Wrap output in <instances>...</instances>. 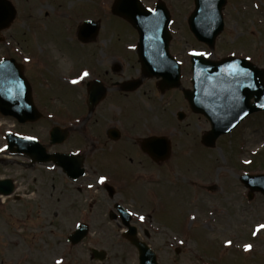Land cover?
Segmentation results:
<instances>
[{"label":"rangeland","instance_id":"obj_1","mask_svg":"<svg viewBox=\"0 0 264 264\" xmlns=\"http://www.w3.org/2000/svg\"><path fill=\"white\" fill-rule=\"evenodd\" d=\"M26 0H13V3L18 8L19 15H18V21L16 23V26L10 28L9 30L5 31L3 36L5 37L6 42L3 45H0V59L5 56H9L10 54H14L19 48L20 44H22V39L24 36V33L26 32L28 25L27 23V17L26 12L28 13V9L25 6L24 2ZM68 1V0H66ZM100 1L102 0H87V10L81 11V15H87L90 19H96L101 20L103 23V26L105 27L106 32L109 30H112L113 28L118 31H123L126 27V30L122 34L121 37L118 39V41L114 44L116 46L115 52L119 50L120 47L122 49H125L124 45L127 43L134 44L137 40L136 33L130 31L128 25L121 22L118 19L111 18L109 15L108 8H110L112 2L114 0H105L107 1V5L105 7L100 6ZM146 5L151 6L155 4V1L157 0H142ZM166 1L171 10V14H173V20L174 25L172 26V34H173V44L172 48L174 47V52L182 56L184 58L183 53H186V51L190 49H202L204 52L207 53H213V57L215 59H219L222 57H228L231 55H236L238 57H248L253 60L257 65H259L261 68L264 69V0H227V7L225 8L224 15H225V29L221 36L217 39L215 49L212 51L205 45L197 44V42L192 38L190 32L187 30V24L185 21V17H189V15L192 13L194 6L192 0H164ZM55 5V8H57V4L51 3V0H38L33 2L32 0H29V5H33L35 8L32 12H35L37 14H40L41 11L48 12L49 14H52L51 11H48L47 5ZM108 6V8H106ZM107 11V14L105 13V9ZM100 9V10H99ZM57 13H59V10H55ZM100 11L101 14H98ZM79 10L76 11L77 14H79ZM64 13L63 16H65ZM45 13H41V16L44 17ZM40 16V15H39ZM40 16V17H41ZM48 17V16H47ZM45 16V18H47ZM112 20V21H110ZM116 21V22H114ZM118 22V23H117ZM34 29V28H33ZM40 29V27H39ZM50 31L56 32L55 40L59 39V44L61 47H63V50L69 54L70 52H73V59L75 60V66L74 65H67L65 67L59 66L57 68L58 72L68 73L72 71L75 67H79L81 65L86 64L87 61H89V57L87 55L88 50H85L82 46H80V43L78 40H76L73 37V34L69 32V37L65 33L60 26V23L55 22L54 25H51ZM29 36L33 35L34 32L30 27V32L27 33ZM28 36L29 41L31 40V37ZM71 36V37H70ZM110 36L104 37L106 38L104 45L109 40ZM42 39H40L38 42L35 43V47L32 50H28V52L32 55V58L34 59L35 63L33 64V69L38 72L42 73L45 71V74L47 76H50L53 80H56L57 76H59L58 73H55L51 70H49L47 67L49 66V61L52 62V59L49 58V61L47 59L40 58L37 53L36 49L38 47H42ZM89 49V48H88ZM75 51V52H74ZM75 53L78 56L79 54L81 57L75 58ZM95 56L97 55L94 53ZM127 54V53H126ZM128 55V54H127ZM187 55V53H186ZM85 58H84V57ZM188 56V55H187ZM186 56V58H187ZM115 56L107 55V60H110L114 58ZM185 59V58H184ZM107 62V61H106ZM188 58L183 66V74L185 75L184 81L186 87H189V78H190V72H189V65L187 64ZM105 63V62H104ZM129 66H124V76L130 77V76H138L140 74L139 66L133 62L130 61ZM47 68V69H46ZM49 79L46 78V82H48ZM38 88V85H37ZM55 89L53 88V85L47 86L46 89H41L40 92L44 93L45 95L53 94ZM175 93H169L165 96V98L160 102L162 106L167 107V113L169 112V108H173L178 101L175 99ZM60 96V95H59ZM143 98V97H142ZM138 96V94H135L130 97V102L127 104L129 108L132 106L133 101L135 100V103H140L144 106V108H147L148 104H152L151 101H148L147 98H143ZM162 98L156 99L155 102H159ZM76 100V99H75ZM81 100L78 97L77 103H80ZM69 107L74 108L77 106L75 102L67 103ZM179 103H182V100L179 98ZM82 104V102H81ZM134 105V107H137L138 105ZM154 106L155 103L153 104ZM124 107L125 104H122ZM125 113V110L123 111ZM123 115V114H122ZM1 117V116H0ZM262 119L261 115H257L254 118H252L249 123H245L241 128H239L232 136L231 139H233V143L229 138H226L227 141H223L222 145L221 143L218 146V150L212 151L207 150L204 147L200 145V142L196 144L195 142V150L194 155L193 153H190V164H192V170L197 171L199 168L203 170L204 174L208 176L211 171L212 175L210 177H204L205 179H210V182L212 184H216L220 189L217 191L219 193V197H221L223 194H226L224 196H228V200H232L234 203V206L232 207L231 211H229V214L225 215L222 219L217 221V214L222 215L221 211L217 212V214L214 211V207L216 206L215 202L212 200V195L210 193H207L205 195V201L199 202L198 212L197 208H192L191 206H188L186 208V212L192 211L191 214H194V218L196 219L193 221V224L189 229L186 227L187 223L183 224V227H181L183 233L176 230L161 225L159 222H153L151 225L147 224L145 228L150 230V232H153L155 234L154 238H172L175 240H178L173 249L171 250V256L174 257V248L183 245V241H187L186 238H199L202 239V243L204 244L203 247V255L202 256V264H264V231L258 232L256 235H253L254 228L263 223L264 224V205L259 200H256L253 202V204L249 208H245L244 206H239L237 203H245L246 202V190L245 188L239 183L237 176L245 172L244 170H249L253 174H259L264 172V161L262 160L264 157V128L260 122ZM0 152L4 151V140L3 136L5 135V129L15 127V124L11 120H5L2 117L0 118ZM49 121V120H48ZM170 123V121H169ZM261 125V128L259 126ZM200 125H204V132L209 127L206 122L198 123L197 128H200ZM82 126V125H81ZM50 127V122L42 121L37 126L32 127L34 130H28L27 127H19L16 126L15 129L18 131H22L25 133H32V135H38L40 131H42L46 136V130ZM195 127V126H194ZM195 127V128H196ZM39 130V132H38ZM79 130L82 132L83 128L80 127ZM194 130V128H193ZM156 133H159V128L155 127ZM227 142V144H226ZM43 143H46V141L43 139ZM245 145V147H244ZM4 153V152H3ZM4 154L0 155V162L2 160H7L2 163H0V178L3 177H14L18 181V185L20 187L19 193H24L25 187H29L30 191L37 190L38 195H40L42 198L38 199L43 200L42 207L38 210L36 209L33 204L35 201H29V205L26 206L25 203L21 202L19 204L16 203H9L7 205V208L5 210V207L0 208V236L5 235L6 233H19L21 234L23 232V229L26 227L24 225V221L27 220V210L32 213L33 217L31 218L28 223L30 224L35 218H37V221L40 225L46 226V220H50L54 223V226L61 222L62 215L65 213V207L67 203L64 205V200L68 197H70L69 204L72 202V208H73V201L74 198H77V204L78 205V212H74L76 216H79V212H81L84 209V204L82 203L83 200V192L80 191L77 187L74 189L71 186L73 185L70 182H64L61 181V178L63 177L62 174L58 171L56 172H48L45 168L40 169L37 168L36 171H29V168L25 167L24 165H18L14 164L16 159L19 158H13V159H6L4 157ZM246 159L250 157L252 159V165L248 168H242L239 166V158ZM180 156L176 160L177 163H183L182 161H179ZM214 159V160H213ZM183 160L187 161L188 159L186 157H183ZM115 160H113L110 164H112ZM212 161V162H211ZM8 162V163H7ZM24 163V161H22ZM10 163V164H9ZM211 163L213 165V169L211 167ZM188 164V163H186ZM220 167L221 173L217 177L216 175V169ZM178 170L183 171L184 168L181 164L177 167ZM244 169V170H243ZM187 176V175H186ZM226 176H235L232 178L235 181V186H226L227 178ZM25 178V179H23ZM55 178V179H54ZM188 179H194V175L190 174L188 176ZM51 180L54 181V184L56 185V189L54 191V194L58 196L59 204L56 206V211L59 213V217L57 220L53 219V216L46 217V214L48 210L51 209V207L54 205L51 203L52 195L48 191H43L36 189L37 186L41 187H51L50 183ZM228 192V194H227ZM244 196V198H243ZM31 197V196H30ZM168 201V198H164L163 201ZM69 204H68V212H69ZM171 206L172 203L170 202ZM33 206V208H32ZM194 210V211H193ZM54 212V211H53ZM197 213H198V221H197ZM214 216L212 217V215ZM155 214V220H160V217ZM72 218V216H70ZM152 218V219H153ZM213 218V219H212ZM227 219V220H224ZM202 220L203 223H202ZM19 221L21 223H19ZM161 221V220H160ZM109 224L103 225V226H92L91 228V236L90 238H120V228L116 227L112 223L108 222ZM23 224V225H22ZM74 223L70 225V227L66 226H60L59 227V233L60 238H62L63 235L68 234L71 230L74 229L73 226ZM220 224V226H219ZM249 225V226H248ZM23 226V227H21ZM250 227V228H249ZM17 229V232L13 231V229ZM33 228V226H32ZM199 228H204L206 232V237L203 232H200ZM206 228H209L207 230ZM11 229V230H10ZM26 229V228H25ZM122 230V229H121ZM221 231V238H215L217 237V231ZM253 230V231H252ZM35 232V231H34ZM252 233V239L251 241H248L247 243H250L253 247L250 252L245 251V244L246 242L241 241L242 239L240 236L244 233ZM183 238V239H182ZM242 238H246L245 236H242ZM215 239H218V249L227 247L228 251L231 252L232 255H226L223 258L217 256L218 252H216L213 249V242ZM231 241V245H229L227 242ZM240 250L238 251L237 250ZM193 247L190 242V249L186 253L187 255H181L178 258V262L181 264H201L200 261H198V257L196 254H193ZM204 249L209 250L210 252L208 254L204 253ZM226 249V248H225ZM242 260H241V259ZM168 258L165 256L163 257V264H169ZM246 262V263H245Z\"/></svg>","mask_w":264,"mask_h":264},{"label":"flooded vegetation","instance_id":"obj_2","mask_svg":"<svg viewBox=\"0 0 264 264\" xmlns=\"http://www.w3.org/2000/svg\"><path fill=\"white\" fill-rule=\"evenodd\" d=\"M85 50H87V45ZM103 71L105 75L99 77L106 78L110 73L116 78V80H111L110 85L107 84L108 93L114 90L118 98H121L122 101L126 100L132 93L123 91V84L121 83L125 80H122L123 74H121L124 72L123 66L111 61L110 66L104 68ZM113 77L110 78L113 79ZM120 79L122 81H119ZM147 82H153V80L144 79L141 89ZM61 88L68 94H74L73 86L66 81L61 85ZM77 91L83 96L84 107L75 109L56 108V110L66 115L75 114V112L84 114L82 132L79 128H73V125L69 123H59L58 125L64 129H69L70 136L76 137L77 142L83 147L86 168V191L84 194L87 201L85 222L104 225V222L109 218L110 221L122 225V219L119 214L117 215L115 209L118 205L134 213L138 212V209H153L156 205L155 163L143 152L141 147V140L156 135L154 130L151 131L155 123L154 109L148 108L142 124L127 123L124 125L120 122L122 120V116H120L122 107L118 105V101H109L108 95L103 102L91 107L88 103L87 81ZM150 92L151 90L148 89L144 91V95ZM106 102L108 104H105ZM198 121H203L201 116L198 117ZM119 158L134 166H140V169L133 171L135 175H130L132 172H119L117 178L114 176L117 185L114 196L107 193L105 188L100 191L102 195L100 197L88 190L91 188L87 189V186L92 183L95 184L96 179L104 174L98 169L99 164ZM16 188L18 191L19 188ZM27 189L29 190V188ZM23 198L15 192L9 201L18 203ZM52 198V202L55 201L52 216L54 220H57L59 213L56 211V206L59 204V199L56 194H52ZM6 208L7 206H5V210ZM36 208L39 209L38 206ZM110 209L114 210L115 213L110 212L107 215L106 212ZM26 214L30 215V221L33 217L32 213L26 212ZM25 224L26 226L37 227L38 231L41 229L37 218L30 224L27 225V221ZM132 224L137 226L139 224L138 219L132 218ZM49 227L52 230L47 234H39V232H35V234L7 233L0 236V264H58L59 259L62 260L61 264H137L135 258L137 250L125 238H117L118 241H114L113 238H85L81 244L73 245L69 242V238H59L56 235L53 222L50 221ZM140 239L144 241V238ZM101 244H104L108 251L102 254H94L92 249L99 248ZM126 248H130V250H126Z\"/></svg>","mask_w":264,"mask_h":264},{"label":"water","instance_id":"obj_3","mask_svg":"<svg viewBox=\"0 0 264 264\" xmlns=\"http://www.w3.org/2000/svg\"><path fill=\"white\" fill-rule=\"evenodd\" d=\"M195 1L196 11L190 18L191 29L199 40L213 46L215 37L223 29V20L220 16L222 2H218L216 5L214 14H211L214 16L209 14L205 16L203 11L209 7L206 5L207 0ZM161 12L165 14L166 18L148 15L138 0H117L114 7V13L128 20L140 33V57L143 60L145 74L160 75L164 78L166 85L174 87L178 84L179 74L178 70H174L173 78H170L172 70L168 65L172 64L167 56L169 17L164 9L160 10ZM14 14L15 11L11 4L6 0H0V30L8 27ZM230 65L236 66V62L227 60L221 63H211L201 58L198 59L194 66L195 92H189L186 95L195 110L207 112L208 114H206L213 121L214 129L206 138L211 145L220 135L231 132L248 114L264 110V73L242 61L238 68L241 70L246 68V71L242 70L233 74ZM0 72H5L2 64ZM5 82L7 84L0 92L2 94L0 98L6 105L2 106L3 113L13 115L21 121L33 120L35 114L31 110L28 109L27 113L21 111L24 106L31 105L30 91L23 88L21 78L12 76L10 79L7 77ZM196 86L210 108L199 105L202 101L197 99ZM251 99H255V104L250 103ZM21 143L23 142L21 141ZM20 146L22 147L21 144ZM29 149L32 152L35 151V145L33 144ZM38 154L40 161L53 159L56 164L65 167L69 174L74 172L66 164L72 159H64L61 155L47 156L41 151ZM244 181L253 190L264 193V176L245 177ZM134 231L131 230V233L133 234Z\"/></svg>","mask_w":264,"mask_h":264},{"label":"snow or ice","instance_id":"obj_4","mask_svg":"<svg viewBox=\"0 0 264 264\" xmlns=\"http://www.w3.org/2000/svg\"><path fill=\"white\" fill-rule=\"evenodd\" d=\"M154 11V10H153ZM195 54H197V55H208L207 53H195ZM231 69H232V73L233 74H236V73H239V72H241L242 70L241 69H239L237 66H234V65H230L229 66ZM84 76H87L88 75V73L87 72H85L84 74H83ZM78 81H73V83H77ZM28 139H32V138H28ZM104 177H101V183H103L104 182ZM141 219H143V217H141ZM261 230H264V224H259V225H257V228H256V231L253 233V235H256L258 232H260ZM229 245H231V241H228L227 242ZM252 245L251 244H247V245H245V250L246 251H250L251 249H252ZM58 264H61V262H58Z\"/></svg>","mask_w":264,"mask_h":264}]
</instances>
